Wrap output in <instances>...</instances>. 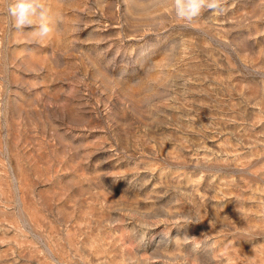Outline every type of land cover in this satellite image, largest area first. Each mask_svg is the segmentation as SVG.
<instances>
[{"label":"rangeland","instance_id":"rangeland-1","mask_svg":"<svg viewBox=\"0 0 264 264\" xmlns=\"http://www.w3.org/2000/svg\"><path fill=\"white\" fill-rule=\"evenodd\" d=\"M0 0V264H264V0Z\"/></svg>","mask_w":264,"mask_h":264},{"label":"clouds","instance_id":"clouds-1","mask_svg":"<svg viewBox=\"0 0 264 264\" xmlns=\"http://www.w3.org/2000/svg\"><path fill=\"white\" fill-rule=\"evenodd\" d=\"M7 11L18 30L35 26L34 32L39 38L49 36L60 22L48 15L39 0H15ZM204 11L215 15L225 14L224 0H174V13L179 20L191 22Z\"/></svg>","mask_w":264,"mask_h":264}]
</instances>
